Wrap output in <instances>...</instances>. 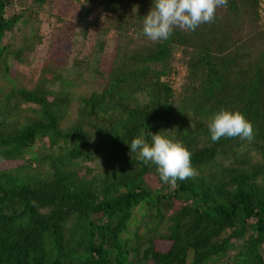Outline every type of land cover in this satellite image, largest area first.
I'll use <instances>...</instances> for the list:
<instances>
[{"label": "trees", "instance_id": "16d2710c", "mask_svg": "<svg viewBox=\"0 0 264 264\" xmlns=\"http://www.w3.org/2000/svg\"><path fill=\"white\" fill-rule=\"evenodd\" d=\"M260 4L228 0L214 22L152 42L142 27L153 0H0V264H264ZM45 7L99 27L96 44L71 66L55 50L18 81L15 66L44 40L34 22ZM110 32L107 52L99 35ZM220 109L241 112L253 139L212 142ZM159 132L191 152L197 176L173 187L136 160L131 141Z\"/></svg>", "mask_w": 264, "mask_h": 264}, {"label": "clouds", "instance_id": "9594fccd", "mask_svg": "<svg viewBox=\"0 0 264 264\" xmlns=\"http://www.w3.org/2000/svg\"><path fill=\"white\" fill-rule=\"evenodd\" d=\"M228 0H153V5L144 17L142 35L152 42L166 41L175 29L195 31L202 24L216 19L218 8L226 7ZM212 142L222 138L253 139V125L239 111L220 109L207 123ZM130 152L145 165L156 166L160 179L173 187L177 181L198 175L192 166L191 152L182 142L159 133L150 134L148 142L143 134L130 143Z\"/></svg>", "mask_w": 264, "mask_h": 264}, {"label": "rangeland", "instance_id": "374dc122", "mask_svg": "<svg viewBox=\"0 0 264 264\" xmlns=\"http://www.w3.org/2000/svg\"><path fill=\"white\" fill-rule=\"evenodd\" d=\"M260 5L264 9V0H261ZM16 7V11L20 9L18 4ZM53 12H57L54 7H45L40 10L39 19L34 22V25L38 26V33L44 40L35 48L34 52L28 53L23 63L15 66L17 73L20 75V77L17 76L18 81L24 80L25 82L26 78L35 79L44 59L46 57L50 58L55 50H58L60 53L61 60L65 61L68 66H71L74 57H86L89 48L95 46V38L97 37L99 27H89L86 29L87 32H85L84 24H78L71 20H66L63 23L57 22L56 15ZM96 17V14H93V21H95ZM107 22L106 14L100 11L97 23L104 25ZM58 26L61 28L57 29ZM112 35V32L107 36L102 33L99 35L100 38L106 41L105 51L107 52L114 45ZM99 55L97 53L93 57L89 56L85 61V65H87L84 70L83 79L79 81L81 82L82 90L86 91V93L96 87L93 69ZM173 67L174 71L169 76V82L173 84L175 89H179L185 75V65L180 52H176L174 55Z\"/></svg>", "mask_w": 264, "mask_h": 264}]
</instances>
